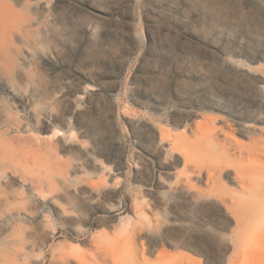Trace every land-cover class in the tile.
<instances>
[{
	"label": "rangeland",
	"instance_id": "obj_1",
	"mask_svg": "<svg viewBox=\"0 0 264 264\" xmlns=\"http://www.w3.org/2000/svg\"><path fill=\"white\" fill-rule=\"evenodd\" d=\"M38 1L9 0L26 69L0 109L33 153L1 179L0 264H264V192L183 163L205 123L247 141L264 111V0Z\"/></svg>",
	"mask_w": 264,
	"mask_h": 264
},
{
	"label": "bare ground",
	"instance_id": "obj_2",
	"mask_svg": "<svg viewBox=\"0 0 264 264\" xmlns=\"http://www.w3.org/2000/svg\"><path fill=\"white\" fill-rule=\"evenodd\" d=\"M37 1L38 0H36V2ZM17 3L22 4L25 7L29 5L27 0H14V4L16 5ZM17 13L19 12L15 11L9 0H0V86L13 93L20 92V78L23 76V72L26 69L23 62L25 51L20 45L15 44L13 41L14 38L21 41L24 38L21 25L23 20L19 17L20 21H17L19 16ZM26 21H28V19ZM252 79L258 82L262 81V78L258 77H252ZM37 85L38 84L36 83V86ZM18 118L19 117H17V114L13 111L12 106H4L0 109V188L2 187L1 179L4 177L7 167L12 165V163H14L13 168L16 171L15 173L19 172L22 179L28 173V168L26 167L28 163H25L27 162V160H24L25 156L22 158L18 155L24 152L27 154V151H29L26 150L28 147L22 140L23 138L28 137V135H25V137H23V134L19 135L23 138L15 136L16 134H13L14 136L12 137H8V134H10L8 132L10 127L15 124L18 126ZM263 121L264 111L251 113L247 116H239L235 119L234 124L237 126L238 132L242 138H246L247 141L235 139L233 142L226 137L223 139L216 137L213 129L215 127L213 125L209 126V124L205 123L204 131L202 130L200 135L195 134V141L187 144L191 146H187L186 151H184V166L190 170L191 175L198 179L204 176L205 170L207 174L205 175L206 184L209 185L211 183L224 189H228V187L222 177L228 172L225 175L227 176L226 179L228 181H233L239 188L237 190L234 189L235 192H241L243 195L249 197L259 196L260 193L264 192V127H259L258 123ZM28 125L32 126L31 123H28ZM17 130L18 129L15 131ZM31 135H29V137ZM35 138H40V136L36 137L35 135ZM50 141L51 140L49 139V142ZM173 144L183 147L186 143L177 138ZM51 150H54L53 147ZM30 152L32 151L30 150L28 153ZM14 161H17V163ZM228 170H231L232 173ZM34 182L36 185L37 181L35 180ZM164 183L165 182L162 179H159L156 181V187H162ZM36 189L39 194H42L43 187L40 188L36 186L34 190ZM45 193L42 195L43 198L45 195L47 196ZM250 205L251 204L247 201L241 203L240 198H237V195L235 194L232 195L231 202H225V206L227 207H245ZM255 205L264 206V204ZM19 224L20 223L18 222V225ZM116 226L119 227V224ZM116 226L115 230H117Z\"/></svg>",
	"mask_w": 264,
	"mask_h": 264
}]
</instances>
